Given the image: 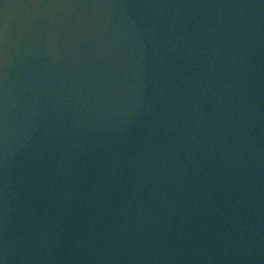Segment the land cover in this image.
<instances>
[{
  "label": "water",
  "instance_id": "water-1",
  "mask_svg": "<svg viewBox=\"0 0 264 264\" xmlns=\"http://www.w3.org/2000/svg\"><path fill=\"white\" fill-rule=\"evenodd\" d=\"M0 264H264V0H0Z\"/></svg>",
  "mask_w": 264,
  "mask_h": 264
}]
</instances>
